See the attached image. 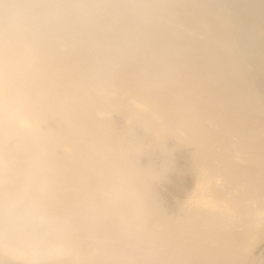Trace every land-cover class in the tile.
Returning <instances> with one entry per match:
<instances>
[{
	"label": "bare ground",
	"instance_id": "6f19581e",
	"mask_svg": "<svg viewBox=\"0 0 264 264\" xmlns=\"http://www.w3.org/2000/svg\"><path fill=\"white\" fill-rule=\"evenodd\" d=\"M263 30L264 0H0V191L34 201L0 210V256L247 261L264 235ZM174 149L191 186L168 214L150 185Z\"/></svg>",
	"mask_w": 264,
	"mask_h": 264
},
{
	"label": "rangeland",
	"instance_id": "374dc122",
	"mask_svg": "<svg viewBox=\"0 0 264 264\" xmlns=\"http://www.w3.org/2000/svg\"><path fill=\"white\" fill-rule=\"evenodd\" d=\"M176 6L178 4H175ZM264 32V30H263ZM261 76L259 75V78ZM92 90V91H91ZM88 91V92H87ZM91 92V93H90ZM85 94L88 98V102L91 106V110L94 114L98 115L100 118H103V116H113L111 118H113V120L116 122L117 124V127L118 126H121L122 124L120 123H117L118 120L119 122H122L123 123V118H122V114H118L114 111H110L109 108L105 105V108L103 107L104 104H102L101 100H100V97L97 93H95V91L93 89H90L88 88L87 90H85ZM127 94V92L125 93ZM98 95V96H97ZM93 96V97H92ZM97 97V98H96ZM99 99V101H98ZM95 102V103H94ZM97 106V107H96ZM95 107V108H94ZM102 107V108H101ZM94 110V111H93ZM117 116V117H116ZM120 116V117H119ZM121 118V119H120ZM116 119V120H115ZM119 124V125H118ZM17 139H10V140H5V144L8 148H12L13 146L16 145ZM10 141V142H9ZM13 143V144H12ZM13 145V146H12ZM176 151V152H175ZM178 151V152H177ZM176 154V155H175ZM183 156H182V155ZM172 155V156H171ZM171 155L168 157V163L170 161V163L168 164V168L167 170L165 169L164 173V176L161 175L159 177H156L154 180H153V185L151 186L150 185V189L153 191L155 190L158 197H160L162 199L163 202V207L165 208L166 210V213H168V211H171V213H174L177 209V207L175 206V204L177 203V201L179 200V198H181L182 196V190L185 188H189L191 186V180L189 179V175L188 173L185 171H183V168L185 166V158H183L185 155H184V150H176L174 149L171 153ZM176 156V157H174ZM182 156V157H181ZM179 157V159H178ZM177 158V159H176ZM184 160H183V159ZM180 161V162H179ZM175 164V165H174ZM158 165H160L159 163L156 164V167L158 168ZM173 165V166H172ZM183 165V166H182ZM180 166V167H179ZM182 166V167H181ZM172 167V168H171ZM179 167V168H178ZM0 168H1V165H0ZM177 168V169H176ZM171 169H172V172H171ZM180 169L183 171L181 172ZM170 170V172L168 171ZM178 170V171H177ZM177 171V172H176ZM176 172V173H175ZM180 172V174H179ZM171 174V175H170ZM181 177H180V176ZM188 175V176H187ZM180 177V178H179ZM160 179V180H159ZM190 182H189V181ZM166 181V182H165ZM177 181V182H176ZM181 181V182H180ZM181 183V184H180ZM171 184V185H170ZM157 185V186H156ZM179 185V186H178ZM190 185V186H188ZM169 186V187H168ZM183 188L181 189L180 188ZM184 186V187H183ZM155 187V188H154ZM187 187V188H186ZM178 191V192H177ZM177 192V193H176ZM180 192V193H179ZM4 194V192H3ZM2 194V192L0 191V210H4L5 209H18L20 208V204H22L21 202H34L33 200L31 199H28L26 197H21V196H17L15 194H11V192H6V194H4V196H7V197H4ZM160 194V195H159ZM177 194H180L178 195L179 198L177 197ZM2 195V196H1ZM11 195V196H10ZM13 195V196H12ZM15 195V196H14ZM15 197V198H13ZM2 199L4 200V202L2 201ZM13 200V203L11 204V200ZM20 200V201H16V200ZM7 200H9V202H7ZM167 201H170L171 204H169ZM4 203H7L4 205ZM16 203V204H15ZM3 204V205H2ZM9 207V208H7ZM175 207V208H174ZM173 208V209H172ZM175 210V211H174ZM66 213V209H63L62 212ZM174 211V212H173ZM169 214V213H168ZM29 247H24V249H26ZM24 251V250H23ZM242 253L244 255H246L248 257V260L245 261V262H239L238 264H264V235L260 232L258 234H255L252 239H249L245 242V244L243 245L242 247ZM258 255V257H257ZM10 259L11 261H15L16 263L15 264H24L22 262H19L17 260H14V259H11L7 256H4L1 258L0 260V264H4L7 262V260ZM250 260V261H249ZM14 263V262H13ZM31 264V263H30ZM32 264H72L71 260L69 258H63V259H59L58 261H46V262H34Z\"/></svg>",
	"mask_w": 264,
	"mask_h": 264
},
{
	"label": "crops",
	"instance_id": "0c3cea01",
	"mask_svg": "<svg viewBox=\"0 0 264 264\" xmlns=\"http://www.w3.org/2000/svg\"><path fill=\"white\" fill-rule=\"evenodd\" d=\"M4 256H7V255H1V256H0V260H1V258L4 257ZM7 257H9V256H7ZM257 257H258V255H257ZM9 258L14 259L13 257H9ZM14 260H17V261L21 262V261L18 260V259H14ZM13 262H14V263H13ZM15 263H16L15 261H11L10 259H8L7 262L4 263V264H15ZM22 263H23V262H22Z\"/></svg>",
	"mask_w": 264,
	"mask_h": 264
}]
</instances>
